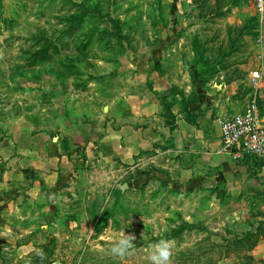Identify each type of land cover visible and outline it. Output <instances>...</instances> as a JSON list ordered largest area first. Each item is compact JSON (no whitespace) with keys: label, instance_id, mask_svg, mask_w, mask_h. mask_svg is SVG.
Listing matches in <instances>:
<instances>
[{"label":"rangeland","instance_id":"obj_1","mask_svg":"<svg viewBox=\"0 0 264 264\" xmlns=\"http://www.w3.org/2000/svg\"><path fill=\"white\" fill-rule=\"evenodd\" d=\"M172 57L194 89L156 92L168 120L173 107L197 124L242 109L252 72L264 73L257 0H0V156L15 186L0 191V264H148L161 239L174 242L172 264H264V159L185 163L165 143L103 162L79 143L82 166L59 173L58 198L21 190L35 181L26 154H52L71 133L97 141L108 98L131 77L150 87ZM259 103L264 114V77ZM124 233L136 239L121 261L109 249Z\"/></svg>","mask_w":264,"mask_h":264},{"label":"crops","instance_id":"obj_2","mask_svg":"<svg viewBox=\"0 0 264 264\" xmlns=\"http://www.w3.org/2000/svg\"><path fill=\"white\" fill-rule=\"evenodd\" d=\"M173 59L172 57L170 61H164L163 73L150 72L152 87H147L146 82L143 84V80L141 79L140 82L139 79L140 85L137 88V84L131 77L132 84L126 85L128 86L126 91L123 83L108 98L111 100L108 115L111 120L107 121L106 134L99 137L97 141L96 139L91 141L92 138L83 141L82 138L71 133L66 134L67 136L62 135L63 139L54 144L52 154L43 155L44 149L41 148H36L26 154L19 163L31 169L30 176L35 181L32 186H20L21 190L30 193L32 197L45 192L55 194L58 190V198L61 191L68 189L63 186L62 180L58 177L59 173L68 175L75 165L82 166V159H79L76 150L79 143L86 145L85 152L90 160L97 159L103 162H109L114 158L132 161L141 152H148L155 146L165 143L174 145L176 152L185 163L195 160L196 164L203 161L211 165H219L220 162L226 160V157L232 160L229 156L219 152L221 121L228 115L219 114L220 116L217 115L215 118L207 115L196 125L182 118L178 109L175 110L173 107L176 117L175 127L172 128L167 124L162 112L163 105L156 92L176 87L181 92V96H185L194 89L190 76H188L189 72H184L182 69V61ZM120 80L124 81V78L121 77ZM12 164L13 161L9 160L7 154H4V151L1 152V192L7 193L15 187L10 186L9 181L13 173ZM252 251L251 255L254 256L255 251Z\"/></svg>","mask_w":264,"mask_h":264},{"label":"built area","instance_id":"obj_3","mask_svg":"<svg viewBox=\"0 0 264 264\" xmlns=\"http://www.w3.org/2000/svg\"><path fill=\"white\" fill-rule=\"evenodd\" d=\"M257 6L264 18V0H257ZM263 77L262 71L252 72L247 104L221 121L219 152L236 162L264 159V114L259 103Z\"/></svg>","mask_w":264,"mask_h":264},{"label":"clouds","instance_id":"obj_4","mask_svg":"<svg viewBox=\"0 0 264 264\" xmlns=\"http://www.w3.org/2000/svg\"><path fill=\"white\" fill-rule=\"evenodd\" d=\"M136 239L134 235H126L125 233L112 244L109 249L113 258L123 261L132 255L135 245L133 241ZM148 264H172L174 255V242L161 239L155 244H151L146 249ZM37 255L41 260L46 258L42 250L37 251Z\"/></svg>","mask_w":264,"mask_h":264},{"label":"trees","instance_id":"obj_5","mask_svg":"<svg viewBox=\"0 0 264 264\" xmlns=\"http://www.w3.org/2000/svg\"><path fill=\"white\" fill-rule=\"evenodd\" d=\"M149 85H150V87H152V84H149ZM173 88H175V87L170 88L169 91L171 89H173ZM172 91L173 90H171V93H172ZM159 99L161 100V103L163 105V108L165 107L169 112H171L172 105H170V103L167 101L168 100L167 94H159ZM170 115H171V120H168L167 119V117H168L167 115H163V116L165 117L167 124L170 127L173 128V127H175V114H173V113L171 114L170 113ZM188 122L192 123L191 121H188ZM193 124H196L197 125L196 122H194ZM252 162L254 164H256V163H263V162H261V160H254V161H252L249 158H247L245 161H243V163H252ZM246 258L247 259H253V256L251 254H247Z\"/></svg>","mask_w":264,"mask_h":264}]
</instances>
